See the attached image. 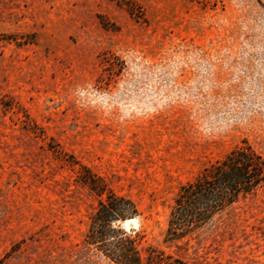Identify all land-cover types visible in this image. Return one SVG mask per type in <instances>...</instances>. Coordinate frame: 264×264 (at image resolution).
Returning a JSON list of instances; mask_svg holds the SVG:
<instances>
[{
  "label": "rangeland",
  "instance_id": "rangeland-1",
  "mask_svg": "<svg viewBox=\"0 0 264 264\" xmlns=\"http://www.w3.org/2000/svg\"><path fill=\"white\" fill-rule=\"evenodd\" d=\"M264 154V0H0V264H107L94 176L126 230L189 264H264V191L166 238L180 186Z\"/></svg>",
  "mask_w": 264,
  "mask_h": 264
},
{
  "label": "trees",
  "instance_id": "trees-1",
  "mask_svg": "<svg viewBox=\"0 0 264 264\" xmlns=\"http://www.w3.org/2000/svg\"><path fill=\"white\" fill-rule=\"evenodd\" d=\"M98 196L90 212L84 243L107 264H189L162 250L139 248V234L124 222L136 219L135 201L101 184L83 179ZM264 191V154L244 142L180 186L169 210L166 238L181 239L218 222L238 202Z\"/></svg>",
  "mask_w": 264,
  "mask_h": 264
},
{
  "label": "bare ground",
  "instance_id": "bare-ground-1",
  "mask_svg": "<svg viewBox=\"0 0 264 264\" xmlns=\"http://www.w3.org/2000/svg\"><path fill=\"white\" fill-rule=\"evenodd\" d=\"M130 221H134V219L133 220H130ZM129 220L128 221H126V223H128V222H130Z\"/></svg>",
  "mask_w": 264,
  "mask_h": 264
}]
</instances>
